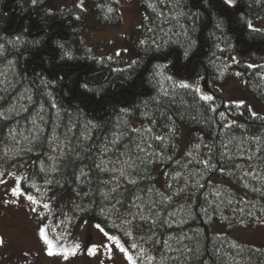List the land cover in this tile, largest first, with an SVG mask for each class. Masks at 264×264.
Returning a JSON list of instances; mask_svg holds the SVG:
<instances>
[{
	"label": "trees",
	"instance_id": "trees-1",
	"mask_svg": "<svg viewBox=\"0 0 264 264\" xmlns=\"http://www.w3.org/2000/svg\"><path fill=\"white\" fill-rule=\"evenodd\" d=\"M86 2L100 27L122 25L115 0ZM142 9L128 49L99 57L80 5L0 0V179L26 172L25 193L59 195L71 224H100L147 264H264L230 235L264 221V0ZM236 79L242 103L224 97ZM128 158L127 178L111 171Z\"/></svg>",
	"mask_w": 264,
	"mask_h": 264
},
{
	"label": "rangeland",
	"instance_id": "rangeland-1",
	"mask_svg": "<svg viewBox=\"0 0 264 264\" xmlns=\"http://www.w3.org/2000/svg\"><path fill=\"white\" fill-rule=\"evenodd\" d=\"M115 1L122 18V25L118 28L100 27L96 22L94 10L86 0H57L66 8L77 4L89 12L87 25L90 33L85 42L89 46H98L99 57H108L127 50V39L144 22L142 0ZM255 26L260 27L261 24L258 22ZM132 59L134 57H131V61ZM191 85L202 95H206L203 83ZM223 93L225 99L235 103H242L248 96L239 79L229 83ZM251 111L264 115V109L260 108L259 112H256L258 108L254 105ZM179 137L181 150L184 152L190 145L188 131L181 127ZM161 173L165 174V171L162 167H157V183L159 188L165 191L166 178L164 180ZM25 174L26 172L20 175L10 174L0 183V264H130L128 254L133 256L136 264H147L148 260H141L142 252H133L127 248L126 254L115 246L110 250L105 247L109 242L95 227L96 224H71V216L56 206L62 199L59 195L50 201H43L37 195L30 194L37 199V204H32L24 196L13 195L12 189L18 182L20 186ZM230 185L244 195L235 185ZM45 203L49 205L48 208L43 207ZM42 228L46 229L48 238L53 241L52 254H49V246L41 235ZM216 232L227 235L229 230L226 226L219 225ZM230 235L243 244L264 248V221L256 223L249 230L232 231Z\"/></svg>",
	"mask_w": 264,
	"mask_h": 264
},
{
	"label": "snow or ice",
	"instance_id": "snow-or-ice-1",
	"mask_svg": "<svg viewBox=\"0 0 264 264\" xmlns=\"http://www.w3.org/2000/svg\"><path fill=\"white\" fill-rule=\"evenodd\" d=\"M33 3H35V0H33ZM227 3L231 4L232 0H227ZM109 11H111V9H109ZM248 27L253 28V25L251 24V22H249ZM0 47H2V46H0ZM117 55H119V53H117ZM249 67H252V66L249 65ZM237 75H239V73H237ZM181 86L184 87L186 85H181ZM203 99L211 100L212 97L204 96ZM253 115H255V113H253ZM149 131H150V129H149ZM156 138L159 140H163V137H156ZM141 150H143V149H141ZM102 163H103V161H102ZM120 163H121V167L119 169L113 168V169H111V171H114V172L118 171L120 177L127 178L128 169L134 168L135 161L131 160V158H128V159H125L123 161H120ZM204 163L206 164L207 162L205 161ZM97 167H100V165H97ZM2 175L3 174L0 173V176H2ZM3 182L4 181L2 179H0V183H3ZM129 183H135V180H129ZM113 191H115V189H113ZM12 193H13V195H16V196H24L32 204L39 203L34 196L23 192V190L19 186V182H18L17 186L12 189ZM43 207L48 208L49 205L45 203V204H43ZM95 227L97 229H99V231L102 232L104 234V236L107 238L109 243L105 247H107L110 250L113 246H115L119 251L124 252L126 254L128 253V249L125 247V244L121 241V238L119 236L112 235L108 231H105V228L102 227L100 224L95 225ZM41 235L44 237L45 243L49 246V254H52V248L54 247V245H53V241L48 238L46 229H43V228L41 229ZM0 243H2V241H0ZM132 247L134 248L135 245L133 244ZM74 251H75V249H73V252ZM92 251H94V249ZM127 259L130 261V264H136V260L133 258L132 255L128 254Z\"/></svg>",
	"mask_w": 264,
	"mask_h": 264
}]
</instances>
